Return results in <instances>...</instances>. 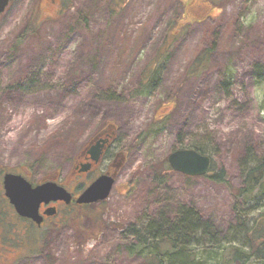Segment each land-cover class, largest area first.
Segmentation results:
<instances>
[{
    "label": "rangeland",
    "instance_id": "rangeland-1",
    "mask_svg": "<svg viewBox=\"0 0 264 264\" xmlns=\"http://www.w3.org/2000/svg\"><path fill=\"white\" fill-rule=\"evenodd\" d=\"M60 2L11 0L0 16V182L18 170L33 185L46 176L66 184L78 153L107 124L110 152L124 160L105 201L61 210L41 229L10 217L0 196V264L136 263L124 230L181 206L212 222L225 245H239L230 190L165 162L200 145L212 174L237 188V154L252 162L263 153L264 0H75L59 16ZM209 46L207 67L189 76ZM150 69L152 90L143 80Z\"/></svg>",
    "mask_w": 264,
    "mask_h": 264
},
{
    "label": "trees",
    "instance_id": "trees-1",
    "mask_svg": "<svg viewBox=\"0 0 264 264\" xmlns=\"http://www.w3.org/2000/svg\"><path fill=\"white\" fill-rule=\"evenodd\" d=\"M74 1L61 0L58 15L68 12ZM110 1L118 6L122 4V0ZM32 32L33 29L30 27L25 31L26 34ZM209 47L191 63L189 76L197 75L207 67L208 58L213 52V46ZM152 64L153 62L150 63L151 67ZM260 67L255 65L257 71ZM150 71L151 69L143 80L149 83L152 90L158 81L153 79ZM262 74L263 72H260L258 76ZM163 125V117L155 119L153 132L161 129ZM187 148L206 154L205 148L200 145ZM247 159L244 153L237 154L236 160L240 165L241 176V183L237 188H233L225 181L222 172L212 174L214 167L206 176L225 185L236 200L232 207L236 228L233 236L238 240L239 245L230 241L225 245L221 242L212 222L204 219L195 208L181 206L173 217L163 213L157 217L142 214L143 221L139 220L124 230V235L130 239L126 246L127 255L140 259L132 264H264V151L252 162H248ZM165 166L168 167L166 162ZM0 196L3 201V195ZM89 208L92 209L85 207L80 210ZM68 221L69 225L73 226L78 224L77 221L80 219L71 217ZM94 234L96 235L95 231Z\"/></svg>",
    "mask_w": 264,
    "mask_h": 264
},
{
    "label": "water",
    "instance_id": "water-1",
    "mask_svg": "<svg viewBox=\"0 0 264 264\" xmlns=\"http://www.w3.org/2000/svg\"><path fill=\"white\" fill-rule=\"evenodd\" d=\"M10 0H0V15L5 11ZM94 161H97L95 158ZM172 171L186 177H202L208 174L211 161L208 157L202 156L194 150H180L173 152L167 158ZM113 179L108 176L98 178L92 183L77 199L78 205H87L104 201L108 198L112 188ZM5 197L14 208L16 214L29 219L36 225L41 224V217L38 214L40 204L55 203L58 201L68 205L71 196L55 183H46L32 187L22 177L6 174L3 178Z\"/></svg>",
    "mask_w": 264,
    "mask_h": 264
},
{
    "label": "flooded vegetation",
    "instance_id": "flooded-vegetation-1",
    "mask_svg": "<svg viewBox=\"0 0 264 264\" xmlns=\"http://www.w3.org/2000/svg\"><path fill=\"white\" fill-rule=\"evenodd\" d=\"M108 125V124H107ZM104 126L98 130L88 141L87 145L81 149V151L76 156L75 160L72 162L69 181L65 184L58 180V177H43L36 185L31 184L33 187L40 186L46 183H55L57 186L62 187L67 191L68 194L71 195V202L69 205H65L63 202H55L49 204H40L38 213L41 217V224L39 226L32 223V221L27 219L19 218L13 209V207L9 204V202L4 198L5 204L7 209L11 213V217L17 218V220L23 221L28 224L30 227L41 229L46 226L47 222H51L54 218L58 217L60 211L64 210L69 212L71 209L76 210L78 208H85V207H93L97 206L102 202L93 203L90 205H78L76 204L77 198L82 194V192L87 189L92 183H94L98 178L103 176H108L113 179V186L116 183V178L118 176L119 167L123 162V153L118 152H110L112 150V144L114 140V131L110 132V126ZM110 154V155H108ZM108 156V157H107ZM121 158V161L118 162V158ZM97 161H94V159ZM107 161L105 169L99 171V165L102 164L104 161ZM92 174V179H88L87 175ZM16 175H21L26 179L27 182L28 178L25 177V173L16 171ZM83 178L82 185L78 186L79 179ZM30 183V182H29ZM0 194H5L3 189V182H0ZM83 188L81 191H79ZM112 191V189H111ZM110 191V193H111ZM109 193V194H110ZM74 206V208H72ZM66 220V219H65ZM1 255L6 252L2 242H1Z\"/></svg>",
    "mask_w": 264,
    "mask_h": 264
}]
</instances>
